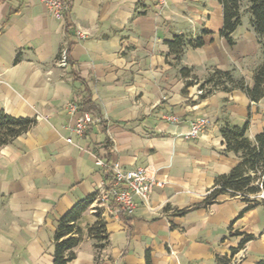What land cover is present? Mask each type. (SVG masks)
<instances>
[{
    "label": "crops",
    "instance_id": "0c3cea01",
    "mask_svg": "<svg viewBox=\"0 0 264 264\" xmlns=\"http://www.w3.org/2000/svg\"><path fill=\"white\" fill-rule=\"evenodd\" d=\"M70 1L57 19L44 0H0V110L36 119L0 148V264L53 263L59 219L106 183L96 156L148 167L165 184L132 216L94 202L80 220L84 238L68 264H96L88 230L99 215L109 234L102 264H147L148 252L152 264L264 259V199L243 214L248 202L241 195L200 205L216 178L241 160L226 149L224 121L248 122L252 141L264 130V98L201 88L214 69L234 70L253 85L264 48L250 13L244 11L230 44L221 33L219 0H170L165 8L158 0ZM77 28L87 38L79 39ZM178 35L202 36L204 43L186 48L178 61L167 42ZM65 47L70 64L61 67ZM183 67L192 69L190 77L182 76ZM83 111L102 122L78 134L73 129ZM198 117L208 118V127L199 138H184ZM244 234L254 238L240 247Z\"/></svg>",
    "mask_w": 264,
    "mask_h": 264
},
{
    "label": "trees",
    "instance_id": "16d2710c",
    "mask_svg": "<svg viewBox=\"0 0 264 264\" xmlns=\"http://www.w3.org/2000/svg\"><path fill=\"white\" fill-rule=\"evenodd\" d=\"M224 10V26L222 35L230 43H234L233 33L241 24L242 15L247 11L251 15V22L254 30L260 36L264 48V0H219ZM171 53L176 55L180 61L189 46L197 48L203 45V37L195 39L185 35L175 36L167 41ZM181 74L190 77L192 69L183 67ZM253 85L250 86L244 77L237 78L234 70L224 71L214 69L208 79L201 83V88L206 89L205 94L214 90L231 92L240 89L248 94L252 101H259L264 98V60L254 69ZM193 79L187 82V86L193 84ZM204 94V95H205ZM34 118H16L0 110V148L12 143L20 135L27 132L34 124ZM249 123L234 125L225 120L221 126V133L226 143V149L238 154L240 162L228 174L219 175L214 183L211 192L200 204L208 206L217 202L222 194L232 196L241 195L244 201L248 202L243 210H249L258 205V201L251 200L250 195L257 194L260 189L256 185L258 172L264 171V130L252 141L248 136ZM98 192L88 195L86 198L77 202L65 215L58 221V229L54 235V259L52 264H68L76 258V248L84 238L80 220L83 214L90 209L92 204L97 201ZM187 210L181 211L185 213ZM89 236L94 240L96 249V264H102L101 252L109 245V234L106 223L101 215L98 220L89 228ZM254 235L244 234L240 247L252 240ZM147 264H152L151 255H146ZM230 259L221 262L228 264ZM255 264H264V259Z\"/></svg>",
    "mask_w": 264,
    "mask_h": 264
},
{
    "label": "built area",
    "instance_id": "2783aa9c",
    "mask_svg": "<svg viewBox=\"0 0 264 264\" xmlns=\"http://www.w3.org/2000/svg\"><path fill=\"white\" fill-rule=\"evenodd\" d=\"M48 10L57 19H63L69 12L70 0H44ZM170 0H158L160 8H165ZM76 35L79 39H85L88 33L80 28L76 29ZM61 67H67L70 64L68 48H62L57 60ZM203 90H200L202 93ZM72 113H77L78 106L74 103L69 105ZM166 118L177 122L176 115H168ZM94 122H102V118L94 117L90 112L83 111L77 119L74 131L82 134ZM209 125L206 117H198L190 123L189 130L184 134L186 139L199 138ZM72 142L71 138H68ZM96 164L104 171L106 183L98 190L97 203L99 207L109 204L115 205L120 213L132 216L141 202L149 205L152 193L156 187L164 186L165 182L158 180L155 174L148 168L139 166L136 168H126L117 160H107L102 157H95ZM256 185L260 191L257 194L250 195L253 199H264V171L258 172ZM104 252V251H103ZM102 252V254H103ZM104 264V263H103Z\"/></svg>",
    "mask_w": 264,
    "mask_h": 264
}]
</instances>
